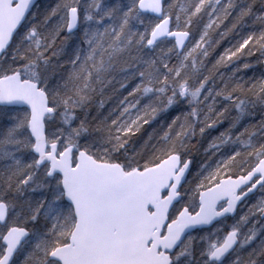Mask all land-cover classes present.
<instances>
[{
	"label": "snow or ice",
	"instance_id": "1",
	"mask_svg": "<svg viewBox=\"0 0 264 264\" xmlns=\"http://www.w3.org/2000/svg\"><path fill=\"white\" fill-rule=\"evenodd\" d=\"M0 264H264V0H0Z\"/></svg>",
	"mask_w": 264,
	"mask_h": 264
}]
</instances>
